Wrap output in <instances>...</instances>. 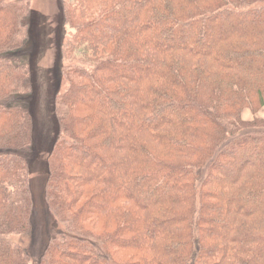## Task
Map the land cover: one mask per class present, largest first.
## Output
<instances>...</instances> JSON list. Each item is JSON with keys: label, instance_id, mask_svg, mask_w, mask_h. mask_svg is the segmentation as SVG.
<instances>
[{"label": "trees", "instance_id": "obj_1", "mask_svg": "<svg viewBox=\"0 0 264 264\" xmlns=\"http://www.w3.org/2000/svg\"><path fill=\"white\" fill-rule=\"evenodd\" d=\"M58 1L33 264H264V0ZM32 13L0 0V264H32Z\"/></svg>", "mask_w": 264, "mask_h": 264}, {"label": "rangeland", "instance_id": "obj_2", "mask_svg": "<svg viewBox=\"0 0 264 264\" xmlns=\"http://www.w3.org/2000/svg\"><path fill=\"white\" fill-rule=\"evenodd\" d=\"M29 2L33 13L29 21L26 43L22 49L9 51L8 55L32 69L33 91L22 99L21 103L31 114L34 123L31 145L33 150L28 156L29 186L34 209L30 234L17 240L28 250L33 264L36 263L39 248L56 223L43 201L45 165L55 126L49 106L54 92L60 93L65 88V82L59 75L64 60L58 51L60 52L61 45L70 39L71 31L61 22L58 0ZM260 116L264 117L263 112ZM243 117L250 119L252 116L246 111Z\"/></svg>", "mask_w": 264, "mask_h": 264}, {"label": "crops", "instance_id": "obj_3", "mask_svg": "<svg viewBox=\"0 0 264 264\" xmlns=\"http://www.w3.org/2000/svg\"><path fill=\"white\" fill-rule=\"evenodd\" d=\"M250 115V114H249ZM263 115H264V113H263Z\"/></svg>", "mask_w": 264, "mask_h": 264}]
</instances>
